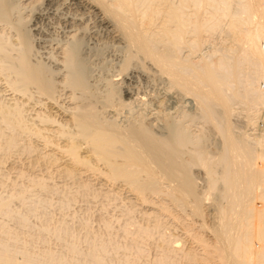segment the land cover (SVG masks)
<instances>
[{"label": "bare ground", "instance_id": "bare-ground-1", "mask_svg": "<svg viewBox=\"0 0 264 264\" xmlns=\"http://www.w3.org/2000/svg\"><path fill=\"white\" fill-rule=\"evenodd\" d=\"M37 1L50 4L53 0H0V71L11 89L25 95L33 87L56 111L60 109L54 102L57 87H65L73 101L63 111L65 121H55L51 113H36L44 126H36L33 132L44 140L55 132L65 137L61 149L67 160L61 173L68 176L74 170L103 169V175L126 185L140 203H148L150 193H163L173 205L188 210L190 223L194 216L208 214L204 200L213 196L216 215L211 230L218 261L264 264V134L246 138L232 127L230 119V105L240 100L250 108L261 105L264 122V0H62L96 15L112 38L124 45V59L119 62L123 73L148 68L164 77L171 90L165 89L152 103L132 97L128 90L125 101L118 81L112 79L97 93L81 53L79 27L69 33L60 49L56 69L33 60L34 20L43 12L40 6L33 7ZM32 7L30 19L28 15L24 18L22 13ZM214 31L225 33L226 38L225 46L213 50L215 55L220 52L218 59L212 61L211 53L193 62L179 55L183 46L201 45V33ZM249 56L253 78L243 68ZM246 81L249 88L239 91ZM169 99L180 103L178 115L164 111ZM139 100L143 107L137 104ZM95 103H100L101 110ZM108 106L111 110H104ZM13 109L3 106L1 114L9 119ZM17 109L13 128L22 126V113ZM195 119L202 125L197 130L191 129ZM212 131L218 139L209 149ZM195 166L204 170L202 188L193 172ZM1 244L0 264L40 263L25 255L18 262ZM187 252L188 261L195 257L194 251Z\"/></svg>", "mask_w": 264, "mask_h": 264}, {"label": "rangeland", "instance_id": "rangeland-1", "mask_svg": "<svg viewBox=\"0 0 264 264\" xmlns=\"http://www.w3.org/2000/svg\"><path fill=\"white\" fill-rule=\"evenodd\" d=\"M42 2L37 1L33 5L37 9L40 6L39 11H43V17L34 20L33 60L56 69L55 59L60 49L66 44L69 33L79 27L83 42L81 53L89 67V81L99 91L97 93L103 91L106 80L110 79L118 81L122 88L120 95L125 101L127 90L132 97L152 103L159 100L165 89H170L164 77L160 75L161 78L152 69H134L123 73L120 67L125 47L112 38L96 15L69 1ZM33 7L22 13L24 18L28 15L30 19L29 13ZM70 17L76 18L77 24L72 23ZM4 32L8 36L9 30L5 28ZM214 32L201 33L198 37V44L201 45L194 48L183 46L179 55L193 62L203 56L209 57L211 53L212 61L218 59L220 52L217 51L215 55L213 50L225 46L226 38L225 33ZM243 68L250 78L255 77L250 56ZM2 77L0 71V106H11L13 111L18 107L23 118L22 126L13 128L15 112H10L13 120L7 119L1 114L0 107V244L8 253H12L16 261L31 256V260L41 264H221L216 249L218 245L211 230L216 215L213 196L204 200L209 205L206 210L208 214L203 218L194 216V222L190 223L192 217L187 214L188 210L173 205L163 193H150L149 202L140 203L134 200L126 185L103 175V169L101 172L74 170L73 175L66 176L61 173L62 165L67 160L66 153L61 149L66 144L65 137L55 132L46 136L47 141L33 133L36 128L44 126L35 116L36 113H51L55 121H65L63 111L73 105L65 87H57L54 102L57 101L60 109L56 111L35 88H30L29 95H23L11 89ZM247 84L246 81L237 89L243 92L246 87L249 88ZM141 102L139 100L137 104L143 107ZM165 102V112L169 111L174 116L179 114L177 109L180 103L172 99ZM234 102L233 106L230 105V119L235 124H231L232 127L246 138H252L256 133L264 134L262 106L250 108L240 100ZM95 105L101 110L100 103ZM182 108L187 109H179ZM104 110L110 111L111 106L104 107ZM201 126L199 120L195 119L191 129L197 130ZM209 133L208 147L212 149L218 136L215 131ZM83 147L81 154L85 151ZM193 172L198 186L202 188L206 181L203 168L195 166ZM161 205L165 209L160 210ZM197 237L204 241H198ZM186 251H194L192 255L195 257L188 261L184 256Z\"/></svg>", "mask_w": 264, "mask_h": 264}]
</instances>
